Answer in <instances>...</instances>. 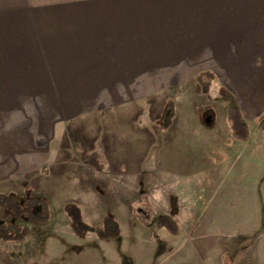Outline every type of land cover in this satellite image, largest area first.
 I'll use <instances>...</instances> for the list:
<instances>
[{"label": "rangeland", "instance_id": "1", "mask_svg": "<svg viewBox=\"0 0 264 264\" xmlns=\"http://www.w3.org/2000/svg\"><path fill=\"white\" fill-rule=\"evenodd\" d=\"M23 4L0 0V193L23 211L15 218L0 207V224L29 234L0 241V264H264L259 118L247 117V141H233L226 116L237 101L222 97L215 78L204 93L199 74L182 71L142 75L119 97L21 89L35 77L33 67L9 63L24 50ZM68 95L74 104H63ZM33 199L47 205L45 223L25 215ZM69 204L88 232L72 230ZM163 214L176 234L156 224ZM106 218L118 233L101 237Z\"/></svg>", "mask_w": 264, "mask_h": 264}, {"label": "crops", "instance_id": "2", "mask_svg": "<svg viewBox=\"0 0 264 264\" xmlns=\"http://www.w3.org/2000/svg\"><path fill=\"white\" fill-rule=\"evenodd\" d=\"M24 2V50L9 63L33 67L35 77L21 89L100 99L119 97L142 75L210 73L245 121L264 113V0ZM69 95L64 105L74 104Z\"/></svg>", "mask_w": 264, "mask_h": 264}, {"label": "trees", "instance_id": "3", "mask_svg": "<svg viewBox=\"0 0 264 264\" xmlns=\"http://www.w3.org/2000/svg\"><path fill=\"white\" fill-rule=\"evenodd\" d=\"M213 80L214 75L210 73H201L197 77L198 84L204 93L208 91ZM220 94L223 98L232 99L231 95L225 93L223 89L220 90ZM211 118L213 119V115ZM226 120L229 123L230 137L233 141L245 142L249 139V126L237 106H232L228 109ZM259 125L264 132V113L259 118ZM210 156L216 158L218 162L221 160L219 154L212 153ZM0 207L6 209L15 218L20 217V215L23 214L20 201L13 195L0 193ZM65 210L71 220V228L77 235H82L90 230L89 226L81 220V212L76 205L69 204L65 207ZM25 215L34 222L45 223L49 217L48 207L41 199L30 200L25 205ZM139 218L145 222L141 217ZM156 224L158 227L171 234H176L179 230L178 224L174 218L167 214L159 215L156 218ZM107 233H118V224L111 218L104 219L103 229L100 236L103 237ZM28 234V229H23L21 232L15 231L14 233H11L9 226L0 224V241L2 242H20L26 238Z\"/></svg>", "mask_w": 264, "mask_h": 264}]
</instances>
